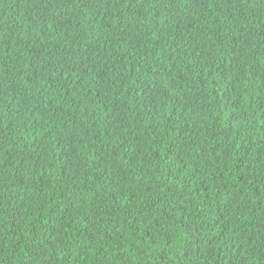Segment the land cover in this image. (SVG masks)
I'll return each mask as SVG.
<instances>
[{"label": "trees", "instance_id": "16d2710c", "mask_svg": "<svg viewBox=\"0 0 264 264\" xmlns=\"http://www.w3.org/2000/svg\"><path fill=\"white\" fill-rule=\"evenodd\" d=\"M0 264H264V0H0Z\"/></svg>", "mask_w": 264, "mask_h": 264}]
</instances>
